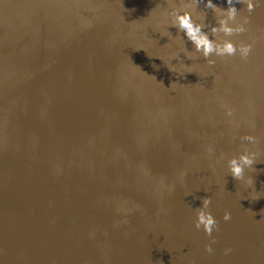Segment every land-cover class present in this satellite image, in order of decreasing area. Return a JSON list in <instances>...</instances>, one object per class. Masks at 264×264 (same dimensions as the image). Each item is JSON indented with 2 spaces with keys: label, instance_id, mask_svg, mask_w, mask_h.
<instances>
[{
  "label": "water",
  "instance_id": "water-1",
  "mask_svg": "<svg viewBox=\"0 0 264 264\" xmlns=\"http://www.w3.org/2000/svg\"><path fill=\"white\" fill-rule=\"evenodd\" d=\"M251 2L223 38L250 44L246 59L181 54L170 72L192 49L157 32L180 0H0V264H264V0ZM244 134L257 200L226 169ZM205 196L211 237L193 227Z\"/></svg>",
  "mask_w": 264,
  "mask_h": 264
},
{
  "label": "clouds",
  "instance_id": "clouds-1",
  "mask_svg": "<svg viewBox=\"0 0 264 264\" xmlns=\"http://www.w3.org/2000/svg\"><path fill=\"white\" fill-rule=\"evenodd\" d=\"M180 3L182 5L181 7H173L165 10L166 22L159 26L162 31H157L161 37H167L168 42L170 37L181 40L179 34L176 37H173L168 31L169 27H175L177 32H182L183 36L187 41L191 42L192 45V49L187 50L183 40V47L169 55L168 65L165 66L170 72L175 71V64L181 61V54L184 59L189 61L202 58L209 66L215 64V60L212 59V57L233 56L239 54L241 59L247 58L251 50L250 44L234 46L230 40L223 38L229 37L234 33L238 34L245 31L244 24L247 23V17L244 18L243 23H236L237 14L241 9H237L235 5L243 3L246 5V10L251 12L253 8L251 0H225V8H220L213 3V0H180ZM201 4L203 5V9L211 10L213 13L215 20L214 25H208L205 23L206 13L203 10H200L199 6ZM197 13L201 14L199 21L194 19V15ZM205 28H207V31L203 30ZM217 37L221 38L218 39ZM194 53L198 54V56L193 55ZM172 61H176V63H172ZM181 66L187 67L188 65L182 61ZM226 114L231 115V111L229 110ZM238 139L242 142H246V144L241 145V151L239 153L227 159V173L235 181L242 183L245 188L250 190L248 197L250 200H257L261 196L260 192H257L253 188V179L250 175H245V172L246 170L249 173L255 171L253 164L261 161L258 159V151L250 150L248 147V145H250L252 148H255L258 143V138L251 134H244L239 136ZM211 151L212 149H209V152ZM183 176L184 173H181V178ZM169 190L171 191V188ZM210 202V198L207 196L201 198L200 206L195 208V220L193 222V227L197 230H202L204 235L208 237L212 236L214 230H218V221L208 210ZM230 219L231 214L225 211L221 220L227 222ZM214 243L215 238H212L209 243L204 245V252L212 254L214 251L212 245ZM230 252L231 248L223 249L224 255H227Z\"/></svg>",
  "mask_w": 264,
  "mask_h": 264
}]
</instances>
